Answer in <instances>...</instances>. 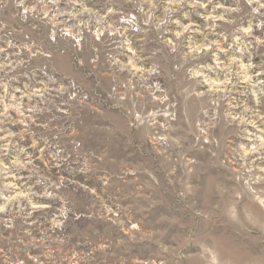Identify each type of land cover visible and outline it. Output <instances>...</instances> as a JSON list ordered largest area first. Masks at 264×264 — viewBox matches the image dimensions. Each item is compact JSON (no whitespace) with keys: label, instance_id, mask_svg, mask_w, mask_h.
I'll use <instances>...</instances> for the list:
<instances>
[{"label":"rangeland","instance_id":"374dc122","mask_svg":"<svg viewBox=\"0 0 264 264\" xmlns=\"http://www.w3.org/2000/svg\"><path fill=\"white\" fill-rule=\"evenodd\" d=\"M0 264H264V0H0Z\"/></svg>","mask_w":264,"mask_h":264}]
</instances>
